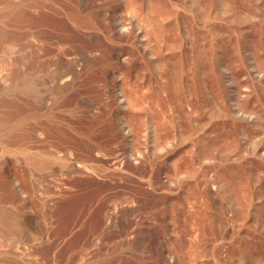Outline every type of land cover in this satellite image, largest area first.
<instances>
[{
  "label": "rangeland",
  "instance_id": "rangeland-1",
  "mask_svg": "<svg viewBox=\"0 0 264 264\" xmlns=\"http://www.w3.org/2000/svg\"><path fill=\"white\" fill-rule=\"evenodd\" d=\"M0 264H264V0H0Z\"/></svg>",
  "mask_w": 264,
  "mask_h": 264
},
{
  "label": "bare ground",
  "instance_id": "bare-ground-1",
  "mask_svg": "<svg viewBox=\"0 0 264 264\" xmlns=\"http://www.w3.org/2000/svg\"><path fill=\"white\" fill-rule=\"evenodd\" d=\"M23 88H26V89H30V90H32L34 87H33V85H31V83L30 82H26L23 86H22ZM57 88V87H56ZM52 89V88H51ZM60 89H61V87H60ZM58 88L57 89H53L52 91H51V95H52V98H54L56 95H58ZM70 154V153H69ZM66 156H68V155H66ZM71 157V156H70ZM72 159H74L73 157H72ZM70 165V164H69ZM68 165V166H69ZM232 216V215H231ZM239 219V218H238ZM234 242V241H233Z\"/></svg>",
  "mask_w": 264,
  "mask_h": 264
}]
</instances>
